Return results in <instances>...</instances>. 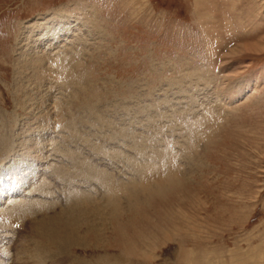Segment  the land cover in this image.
<instances>
[{"label":"rangeland","instance_id":"rangeland-1","mask_svg":"<svg viewBox=\"0 0 264 264\" xmlns=\"http://www.w3.org/2000/svg\"><path fill=\"white\" fill-rule=\"evenodd\" d=\"M57 19L71 28L60 38L27 32ZM24 78L29 90L17 86ZM55 100H69L79 117L86 113L77 106L98 105L117 127L136 115L137 142L109 141L102 130L101 144L98 128L84 122L88 144L78 146L63 131L37 127L44 114L57 119ZM0 109L19 120L8 128L15 139L0 130V264H33L23 246L34 251L43 239L44 213L12 202L35 198L30 191L42 180L55 186L54 197L64 194L65 179L49 165L70 171L73 158L53 150V137L128 183L136 177L129 164L141 167L158 153L164 160L168 147L187 153L199 125L177 183L124 197L121 216L106 221V241L71 252L89 264H264V0H0ZM29 140L46 148L24 155Z\"/></svg>","mask_w":264,"mask_h":264},{"label":"bare ground","instance_id":"bare-ground-1","mask_svg":"<svg viewBox=\"0 0 264 264\" xmlns=\"http://www.w3.org/2000/svg\"><path fill=\"white\" fill-rule=\"evenodd\" d=\"M65 23L66 22H63V20L61 21V20L57 19V20H54L52 22H47L43 26V29H41L40 26H35V27H31L29 29V31H27V32H28V34L33 33V36L35 35L34 34V32H35L38 35V37L40 35L45 34V36H47V34H50L54 38H60V35H62V33L65 34L67 31H69L67 29H71L70 25L67 26V25H65ZM31 26H32V24H31ZM56 30H57V32H56ZM24 38H26V35L24 36ZM24 38L21 40V43H23V41L25 40ZM24 56H25V53H22V56L20 57V59H18L17 66H16L17 71H15V78H17L16 76L18 75V73L19 74L21 73V75H22V72H23L21 70L22 67H20V68H18V67L21 65L22 60H23L22 57H24ZM30 56H32V58L34 57L33 55H30ZM17 58H19V57H17ZM40 60L42 62L45 61L46 55H42V58H40ZM56 61H58V60H55V62ZM63 66H65V65H63ZM63 66L61 65V68ZM23 68H24V66H23ZM33 68L34 67H32L30 69H33ZM53 71H54L53 69L50 70L51 76L54 75ZM38 74H39V77H41L40 73H38ZM24 79L25 80H22V79L18 80L17 79L18 85L16 83L15 84L17 86H21L24 90H29L28 86L26 85V78H24ZM40 84H42V83H40ZM67 85L68 84L64 81L63 86L67 87ZM47 87H48L46 89L47 91H50L51 89H53L49 85ZM31 97H32V95L29 94V98H31ZM44 97H46V96L44 95ZM44 97H42V99ZM69 103H70L69 100H66V104L64 103L65 105H63V101H59V100L56 101L55 100V105H54L55 111L54 112L56 114L57 119L54 121V119L50 118V116H47L48 114L47 115L41 114L43 116V118L40 119V121H37V127L40 128V126L43 125L46 128H49L51 126L52 128H54L56 130L63 131V133H64L63 135L67 136L64 138L65 139L67 138L68 140L73 142L75 145L78 143V141L80 143V141H82L81 139H84L83 135H90L87 131H85L88 128L82 127L84 122L85 123H91V125L93 124V126H96L98 128V129H96L94 127L95 131H98V133L100 132V134H99L100 137L98 136L99 138H97V142H99L101 144H103L104 140H106L105 133H103V131H106V130H109V134L107 133L109 136V138H108L109 141L111 139H113V140L117 141V143H121V144L127 143L129 141L131 144L134 142H137V140H136L137 137L133 135L136 130H135V128H133V126H131L132 124L130 123L132 121V119L137 118L136 115L133 118H130L131 121L129 120V118H126L124 120H120L121 121L120 122L121 127H117V125H118L116 123L117 119H115L112 115H109L108 113H106L102 109H100L98 105H95L94 106L95 108L93 106H90L89 110H88V108H85L82 105L77 106L76 108H77V110L79 109L78 111L81 110L82 112L86 113V115L83 114L82 117H79L78 116L79 114H76L73 111V109L71 107H69L70 106ZM24 104H26V102ZM28 109H30V107H28ZM34 109L32 110V113H34ZM82 112H79V113H82ZM147 115H148V113H147ZM0 121H1L0 130L3 131V134H8V135L14 137V139H15V137H16L15 132H14V134L10 133L11 129H8V128H9V126L13 125L14 123L16 124L19 121L18 118L16 117L14 122L11 121L10 119H8L3 114L2 110L0 109ZM208 122H212L211 116H207V123H205V126H206V124H208ZM23 125L24 124H22V127H23ZM88 127H90V126H88ZM201 127H202V125L201 126L199 125L197 127L198 131L194 132L195 137L190 136V140H192V141L188 145L187 153L181 154V155L174 154V152H172L170 147H168L167 148L168 150L166 149L167 152L164 155V157H165L164 160H161V159H163L161 157V153H158L155 156V158L150 160L149 163H146L145 165H144V163H142L143 165L140 164L143 166V168H141L142 166L139 167V165L135 162L131 165L129 164L128 167H129L131 173H133V177H135V176L136 177H135V180L133 179V180L128 182L129 183L128 188L125 187L128 183H124L121 179H118V177L115 176L114 174H110L104 168L99 167V165H95L93 163V161H91L92 159H90V157H88V159H87L86 155L81 153V151L79 149L80 147L79 148L77 147L78 149L76 151L75 150H73V151L66 150L68 148L67 147L68 145L65 144V145L59 146V144L58 143L56 144V141H54L55 137H53V139H51L52 142L50 143L51 145L53 144V146H52L53 150H58V151H60V153H62V154L64 153L65 156L68 155L69 157H72L73 158L72 163L74 164L73 165L74 168L70 169V171H67L68 169L67 170L65 169V166L67 165V163L65 165L61 164V167L59 165H57V163H55V162H54V164L51 163V165H49V167H50L49 170L52 171L51 173L54 172L55 176L61 175V177L59 178V181L61 178H62L61 182H63V178L65 179L64 180L65 183L63 182L64 185L62 186L63 190L65 188V191H62V192H64V194H62L63 196L60 197V196L55 195L56 197H54L53 192H50V190L53 189L51 187L55 188V186H51L52 182L49 180H42L43 183L41 181L36 182L34 185V191H30V194H32V193L36 194L35 198L28 197V199L25 200V199H23V197H21L20 199H17V202H12V203H18V205H21L23 203H26V205L32 204V205H34V207H30V205L26 206L27 210L29 212H30V210L33 211V212H30L32 215L34 213H37V212H40V214L44 213V215H45V218L38 220V222H39L38 230H41V234H42L43 239L34 246L35 247L34 251H32L28 247V245L26 247V245L24 244L25 246H23V247L25 248V250L23 253H25V255L23 254L24 255L23 258L25 257L28 262H31L33 264H89V261H82L80 259V257L78 258V256L73 254L71 252V248H74V250H76L77 247H84L86 245L88 246V244H90L91 242H93L97 245L101 242L100 240H102V239L105 240V238L107 236L106 235V221L109 218L114 219V218L121 216V213H122L121 202H122V199L124 197H128V196L133 197L136 195V193L138 194V190H141V189H142V192H143V190H145V191L150 190V192L154 191L150 187L151 185H153V183H155L156 185H159V184L163 185L164 183H166V184L168 183L167 185H173L177 181L178 178L180 179L181 175H179V173H177V172L182 169L181 168V166H182L181 157H182V159L184 158L187 160V158H189V156L187 155L188 152L191 153L194 151V149L195 150L197 149L196 148V145H197L196 140H193V139H196L198 137V134L199 135L201 134V132H202V130L200 129ZM27 129L32 131V132L34 130V129H32V127H28ZM113 129H117V130L114 132ZM66 132H68V133L66 134ZM84 132H87V134ZM21 134H22V130L19 128L18 135H21ZM60 134L62 135V133H60ZM95 134H96V132H95ZM52 136H54V135H52ZM92 136H94V135H92ZM62 139L63 138H61L59 140L62 142ZM87 140L88 139L85 138L83 142H87ZM71 142H70V144H71ZM87 144H88V142H87ZM105 144H106V141H105ZM28 145H29V147L26 148L25 151L22 152V154H24V155L33 154L36 151L41 152L46 148V147H43L42 145H40L38 141L33 142L32 140H29ZM80 145H78V146H80ZM84 146H86V145H84ZM91 147H93V146H91ZM85 148H89V147L86 146L83 149H85ZM95 148H97V150L99 152L102 151L101 146L94 147V150H95ZM94 150H92V151H94ZM138 150H139V148H138ZM98 151H97V154H99ZM37 155H38V153H37ZM45 156H40V159H43V158L45 159ZM31 157H33V156H30L29 158H31ZM58 158L60 159V157H58ZM154 159H155V161H154ZM61 160H60V163H62ZM68 160L70 161L69 158L66 159L65 161L67 162ZM21 161H23V160H21ZM62 161H64V157H63ZM77 161H78V163H77ZM161 161L162 162L165 161V162L162 164ZM165 169H168V171H167L168 173L165 172ZM50 176L52 177V175H50ZM67 176L70 178L68 179ZM137 177H138V179H137ZM139 177H140V179H139ZM79 178H80V181L78 180ZM91 182L99 183L100 185H102L103 187L101 189L103 190V193L101 192L102 194L101 193L99 194V193H97L98 191H96V192L93 191L92 188L89 187ZM57 185H58V183H57ZM59 189L57 188L58 191H59ZM37 190H40L42 192H38ZM48 191H49V193H48ZM52 191H54V190H52ZM44 192H46V193H44ZM59 192H61V190ZM40 193L42 196H38ZM38 197H40V198H38ZM41 198H46V199L43 200L44 201L43 202V201H41ZM47 199H48V201H46ZM138 199H139V197H138ZM110 204L114 207L111 209L112 211L109 212L108 209H109ZM6 206H8V205H6ZM8 208L10 210L11 206L6 207L4 209V211ZM37 208H39V210H36ZM13 214L19 215V213L16 211H14ZM6 217H3V218H5V220H7ZM24 218H26V217H24ZM5 220H4V222H5ZM0 221H1V219H0ZM7 221H9V220H7ZM15 221L16 220H14V222ZM5 224H7V223H5ZM20 249H18V250H20ZM22 250H23V248H22ZM0 251H2V250H0Z\"/></svg>","mask_w":264,"mask_h":264}]
</instances>
